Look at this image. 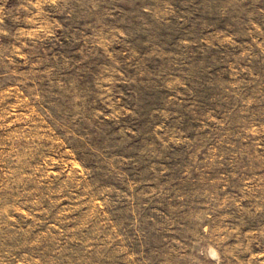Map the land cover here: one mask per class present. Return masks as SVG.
<instances>
[{
	"label": "rangeland",
	"instance_id": "374dc122",
	"mask_svg": "<svg viewBox=\"0 0 264 264\" xmlns=\"http://www.w3.org/2000/svg\"><path fill=\"white\" fill-rule=\"evenodd\" d=\"M0 264H264V0H0Z\"/></svg>",
	"mask_w": 264,
	"mask_h": 264
}]
</instances>
